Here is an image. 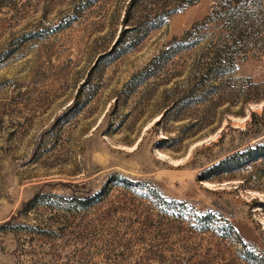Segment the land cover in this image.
Masks as SVG:
<instances>
[{"label":"rangeland","instance_id":"obj_1","mask_svg":"<svg viewBox=\"0 0 264 264\" xmlns=\"http://www.w3.org/2000/svg\"><path fill=\"white\" fill-rule=\"evenodd\" d=\"M0 264H264V0H0Z\"/></svg>","mask_w":264,"mask_h":264}]
</instances>
